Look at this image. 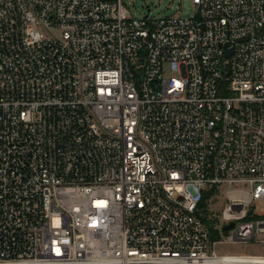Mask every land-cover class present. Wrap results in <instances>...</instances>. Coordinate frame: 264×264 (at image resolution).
Wrapping results in <instances>:
<instances>
[{"label":"built area","instance_id":"1","mask_svg":"<svg viewBox=\"0 0 264 264\" xmlns=\"http://www.w3.org/2000/svg\"><path fill=\"white\" fill-rule=\"evenodd\" d=\"M189 2L0 0V264H264V0Z\"/></svg>","mask_w":264,"mask_h":264},{"label":"rangeland","instance_id":"2","mask_svg":"<svg viewBox=\"0 0 264 264\" xmlns=\"http://www.w3.org/2000/svg\"><path fill=\"white\" fill-rule=\"evenodd\" d=\"M122 2L134 18H138L141 14H144L146 12V6L150 8V16L153 18H164L168 16L188 17L194 12V8L189 0H122ZM231 189L244 192L249 190L246 185H234ZM225 192L226 187H223L215 200L211 201L207 206L208 213H211L218 220L219 224L222 223L220 219L221 212L227 205ZM250 209L255 214H264V205L261 203L251 205ZM229 235V232H225L221 235L220 240L225 241ZM256 240L257 238L250 243L235 244L224 242L221 245H217L215 250L219 255H258L262 249L256 244Z\"/></svg>","mask_w":264,"mask_h":264},{"label":"water","instance_id":"3","mask_svg":"<svg viewBox=\"0 0 264 264\" xmlns=\"http://www.w3.org/2000/svg\"><path fill=\"white\" fill-rule=\"evenodd\" d=\"M231 53H232V49L228 50V51L226 52V55L229 56ZM225 76H226V75H225ZM232 227H233V225L231 224V225L225 227V228L223 229V231H228V230H230Z\"/></svg>","mask_w":264,"mask_h":264}]
</instances>
